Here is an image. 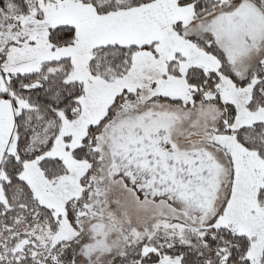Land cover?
<instances>
[{
    "label": "snow or ice",
    "instance_id": "obj_1",
    "mask_svg": "<svg viewBox=\"0 0 264 264\" xmlns=\"http://www.w3.org/2000/svg\"><path fill=\"white\" fill-rule=\"evenodd\" d=\"M0 264H264V0H0Z\"/></svg>",
    "mask_w": 264,
    "mask_h": 264
}]
</instances>
